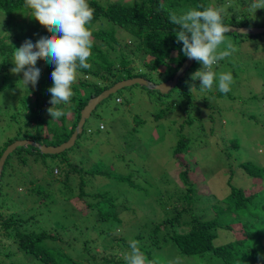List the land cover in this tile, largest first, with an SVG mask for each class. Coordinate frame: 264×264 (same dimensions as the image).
Wrapping results in <instances>:
<instances>
[{"label": "trees", "instance_id": "16d2710c", "mask_svg": "<svg viewBox=\"0 0 264 264\" xmlns=\"http://www.w3.org/2000/svg\"><path fill=\"white\" fill-rule=\"evenodd\" d=\"M226 1L228 4V0ZM88 2L95 9L91 23L93 54L89 59L92 66L90 69H78V82L72 85L74 95L71 102L58 106L63 109H76L78 118L76 122L80 118L81 109L92 97L120 79L145 76L133 74V66L130 62L134 51L154 57L148 63L152 70L157 69L161 64H174V67L169 66L172 70L161 81L171 79L175 75L187 57L181 51L182 42L177 43L174 31L178 29L176 25L170 23L169 12L179 15L190 9L221 7V3L216 5L212 0H88ZM244 3L246 1H243ZM161 4L165 6L164 9H161ZM233 4L232 1L229 9L238 11L234 9ZM30 12L31 10L25 7V0H0V36L8 26L9 18L16 13L29 19L31 24V32L25 34L26 40L35 43L41 37L51 35L47 28L30 16ZM246 12L248 11L244 10V13ZM223 22L228 26L233 25L234 20H229V13L225 12ZM228 34H233L242 41L248 38L246 34L237 32H228ZM4 38H0V116L2 117L0 122L3 123H0V126L12 129L20 123L28 121L32 125L38 121L40 126L44 127L46 124L39 119L36 109L44 107L48 111L50 107H53L49 103L51 93L47 90L53 86L51 73L55 65L47 63L44 59L39 60L36 65L42 68L39 83L25 87L20 81L23 73L17 75L11 72L14 67L12 63L14 50L19 48L20 38L16 36V39L10 43L4 41ZM123 47L130 49L116 56L111 54V51L117 53ZM176 55L182 59L175 63ZM184 77L179 80L177 87L181 86ZM224 95L228 94H219L221 97ZM188 97L186 106L189 110L195 111L196 108L203 107V98L201 104L193 94ZM212 98L211 95L206 97L209 101L210 120H205L210 122L211 126L210 124L207 126L205 121H200V127L197 130L190 119L185 124V128H189L188 131L184 128L179 130V136L174 139L176 143L173 162L178 155L183 154L186 157L185 168L177 169V174L185 187L177 189L176 197L174 192H167V197L164 198L163 193L160 192V196L156 198L163 205H171V211L159 222L148 220L142 226L126 230L119 236L114 231L120 229L119 226L124 223V219L118 210L117 197H110L109 192L106 191L87 192L85 189L87 181L83 180L84 175H81L80 192L74 195V187L68 183L70 174L73 172L85 174L88 170L84 168L80 170L78 165H74V168L67 156L70 149L60 154L63 157L62 162H68V165L74 169L66 170L64 181H59L63 187H66L65 189L59 185L55 187L56 192H54L52 185L57 180L53 182L49 180L46 187L38 184L28 188L26 197L20 193L17 197L18 202L16 198L12 199L6 211L1 208L7 199L6 195H9L8 191L3 192V186L7 184L6 175L10 174L7 170L9 160L16 157L25 166L30 161V155H22L23 151L30 150L32 154L45 155L30 146L18 147L14 151V156L9 155L0 181V264H16L15 260L18 261L17 264H24L18 259L7 262L18 253L30 256L35 264H126L124 256L130 252V240L139 241L141 250L149 260L155 261V264H169V255L163 252L166 251L165 248H174L179 257H194L202 261L183 264H264V166L253 157L256 155V158L262 157L260 155L262 153H258L257 149L262 147L264 150V146L257 138L253 143L255 147H251L235 134L230 138L221 135L219 131L222 126L215 125V116H220L221 112L216 106L211 105ZM258 116L260 117V115L252 114L249 120L241 121L243 134H246L245 131L252 133V129L257 127L256 129L260 131L264 139V121L261 122ZM5 119L7 121L3 122ZM226 120L222 119V122ZM50 129L54 134L57 132L63 134L62 139L57 143H48L54 145L68 140L74 131V128L68 131L67 127L57 129L51 126ZM14 132L12 131V134ZM28 133L26 132L27 135L24 137L9 135L7 142L0 145V158L7 146L15 140L29 137L33 139L35 135ZM218 133L223 143L219 145L220 152L212 159L210 154L217 153V150L210 136L218 135ZM249 136L246 134L244 140ZM249 149H255L257 154L253 155ZM19 151H21L20 155L17 153ZM51 157L57 156L51 155ZM206 160L217 163L216 165L219 166L226 165L229 169L226 176L227 193L221 199L223 203L214 202L212 196L203 195L197 188L198 180L205 176L202 169L203 162ZM46 164V161L42 163L45 172ZM47 173L52 175V170ZM89 173L112 177L111 173L96 166L90 168ZM211 173L212 171L206 173L207 178H210ZM14 174L22 178L25 171L20 170ZM119 180L133 185L130 177L125 179L119 177ZM219 180L221 181V177ZM70 200H83L86 203L81 208L84 213L80 212L78 221L75 213L68 214L66 208H64L66 216L63 210L59 214L72 219L75 231L80 229L83 222H86L85 231H97V228H100L112 236V241L104 242L100 238L96 239L94 234L89 235L86 232L83 245L78 247L77 242L69 243L67 245L71 249L69 252L56 244L57 240H62L60 236L68 231L69 226L62 222V228L53 233L41 222L44 221V216L50 220L58 219L55 218V214V217L49 216L50 210H55L65 202L67 206ZM125 200H129V197ZM93 220L97 224L93 223ZM235 223L241 225L243 236L235 232ZM75 239L77 241V236Z\"/></svg>", "mask_w": 264, "mask_h": 264}, {"label": "rangeland", "instance_id": "374dc122", "mask_svg": "<svg viewBox=\"0 0 264 264\" xmlns=\"http://www.w3.org/2000/svg\"><path fill=\"white\" fill-rule=\"evenodd\" d=\"M212 1L216 5L221 3V7L225 9V12L229 13V20H234L233 26H264V10H252L250 5L253 3V0H228V4L226 0H223L224 2L222 0ZM232 1L234 2V9L238 11L234 12V10L229 9ZM243 1H246V3L243 4ZM244 10L248 12L244 13ZM30 28L29 19L23 17L20 13H16L12 18H9V24L4 29L0 38L5 37L4 41L10 43L18 36L20 38L18 46L20 47L26 41L25 34L31 32ZM27 29L28 31L26 32ZM246 36L248 38L246 37L247 39L244 38L245 40L242 41L237 39L233 34L227 33L225 43L220 46V50H226L227 44L231 43L235 49L231 55L214 66V71L217 73H232L234 83L231 86V91L227 93L228 95L219 96L221 92L215 84L210 91H201L199 89L201 82L199 80H191V75L202 68V65L196 61L192 69L185 74L184 79L181 81V86H178L177 89L174 88L167 94H159L157 91L147 90L139 85L124 87L121 91L112 94L101 102L86 122L84 133L80 134L76 145L68 151L67 156L70 158L73 166L78 165L80 170L85 168L88 171L85 174L73 172L69 176L68 183L74 187V195H78L80 192V182L82 181L81 175H84L83 180L87 181V185L85 186L87 192L106 191L109 192L110 197H117L118 210L121 212L124 223L119 226L120 229L114 231L116 235L119 236L122 232L129 231L134 227L136 229V227L142 226L148 220L159 222L171 211V205H163L156 198L160 196V192L163 193L164 198L167 197V192H174V197H176L177 189L185 187L177 174V169L181 170L185 168L186 157L183 154L178 155L173 162L174 144L176 143L174 139L179 136V130L184 128L185 131H188L189 128H185L188 120L191 119L193 121V127L197 130L200 127V121L210 120L209 101L206 100V97L213 96L211 105L216 106L221 112L220 116H215V125L222 126L220 128L221 131H219L221 135L230 138L235 134L251 147H255L253 143L255 138H257L264 146L263 136L256 129L257 127L252 129V133L245 131L247 135H250L246 140H244L246 134H243L242 130L241 121L243 119L249 120V116L252 114L260 115V117L258 116L260 121H264V33L260 35L246 34ZM129 49V47H123L117 53L111 51V54L116 56L125 53ZM180 58L179 55H176L174 62L180 61L182 59ZM131 59L130 65L133 66V74L145 75L156 82L167 77L172 70L169 66L174 67V64L170 63V65L161 64L157 69L152 70L148 63L154 57L138 51L133 52ZM77 82L78 80L75 83ZM193 83L197 88L191 92L190 85ZM192 94L201 104L203 98L204 104L201 109L196 108L193 111L189 110V107L186 106L188 96L191 97ZM117 98H120V100L118 101ZM64 110L67 115L63 116V118H67V123L70 125L73 120V123L67 128L68 131H71L75 127L74 124L78 118L76 112H74L72 120L68 119V115L76 109L64 108ZM36 111L37 116L43 122L47 120L55 121L44 107L38 108ZM1 119L2 117L0 116ZM222 119L223 121L227 119L226 123L222 122ZM6 121L5 119L3 122ZM35 122L32 125L28 121L23 124L20 123L12 129L11 127L0 126V145L2 146L7 142L12 131H15L12 134L13 137H24L27 135L26 132H29L28 134L33 133L35 135L33 139L43 143H57L62 139V133L43 132L44 127H41L38 121ZM0 123L3 124L2 122ZM194 123H196L195 126ZM205 123L207 126L210 124V122L206 121ZM101 124L104 126V129L100 128ZM51 126L54 125L50 123ZM57 129H60V127ZM89 129L90 131H88ZM220 134L210 136L217 150V153L210 154L212 159L220 152L219 145L223 143ZM249 150L253 155L257 154L255 149ZM257 151L258 153H262L260 154L262 157L256 158L257 155L253 157L259 164L264 166V150L260 147ZM17 153L20 155L21 151ZM14 155L13 152L11 156ZM22 155H30L28 164L24 166L15 157L12 160L10 159L7 165V170H9L10 174L12 171L18 173L20 170H24L25 174L22 178L19 174V177H17L14 172H12L11 176L10 174L6 175L7 178L5 180H7V184H4L3 192L4 190L5 192L8 191L9 195H6L7 199H5V203L1 207L5 211L12 199L16 198L18 202L17 197L20 193L26 197L28 195V188L35 187L38 184L46 187L49 180L51 182L57 180L52 185V190L56 192L55 187L59 185L63 187L59 181H64L65 171L72 169L67 163L60 161L62 157L60 154L58 157L52 158L48 154L44 156L38 153L32 154L29 150L23 151ZM44 160L47 162L45 165L46 172L42 165L45 162ZM216 164L209 160L203 162L204 168L202 170L205 176L198 180L197 188L203 195L212 196L214 202L223 203L221 199L227 193L226 176L229 169L226 165L221 164L219 166ZM56 165L61 170L60 175L54 176V172H52V175L47 173L51 169L54 170ZM95 166L111 173L112 177L101 174H90V168ZM210 171H212L210 178H207L206 173ZM119 177H123L124 179L125 177H130L133 185L127 181L119 180ZM219 177H221V181ZM65 188L63 187V189ZM65 193L67 194V192ZM68 194L70 195V191ZM127 197H129V200H125ZM85 205L86 203L83 200H70L67 206L66 202L62 203L55 210H50L51 214L49 215L50 217L52 215L55 217L56 215L55 218L59 220L54 218V220H50L44 216L45 219L41 222L46 228L51 229L53 233L62 228V222L69 226L67 232H63L62 236L59 235L62 240L55 242L66 252L71 251L67 247L69 243L77 242L76 245L81 247L86 239V232L89 235L94 234L96 239L100 238L104 242L106 240L112 241V236L100 228H97V231H85L86 222H83L80 225V229L75 231L72 219L59 215L61 210L64 213V208H66L68 214L75 213V218L78 221L81 215L80 212L84 213L81 208ZM64 215L66 216L65 213ZM93 223L97 224L94 220ZM234 225L237 235L243 236L241 225L239 223H235ZM75 236H77V241ZM165 250L163 251L164 254H168L170 258L168 261L179 257L178 252L174 248H165ZM180 258L181 264L202 262L194 257ZM15 259L22 261L24 264H35L32 262L33 259L30 256L20 253L16 254V257L8 259L7 262H12ZM14 262L17 264L18 261L15 260Z\"/></svg>", "mask_w": 264, "mask_h": 264}, {"label": "clouds", "instance_id": "9594fccd", "mask_svg": "<svg viewBox=\"0 0 264 264\" xmlns=\"http://www.w3.org/2000/svg\"><path fill=\"white\" fill-rule=\"evenodd\" d=\"M25 7L31 10L30 16L47 28L52 34L41 37L35 43L31 40H26L22 46L15 48L12 60L14 67L11 69V72L17 75L23 73V78L20 81L25 87L29 85L35 86L39 83L42 74V68L36 66L37 62L44 59L47 63L55 65V69L51 73L53 86L47 90L51 93V100L49 103L53 105V107L48 109V113L55 121H44L46 125L43 131L52 133L53 131L50 129V123L54 125V127H60V129H62V127L68 128L73 123L72 116L76 111L68 115V119L72 120L69 125L66 121L67 118H63L67 113L63 108H59L58 106L61 104L67 105L71 102V98L74 95L72 85L77 81L79 75L78 69H90L92 66L89 63V59L93 54V32L91 30V23L94 19L95 9L90 6L88 0H25ZM160 7L161 9L165 8L163 4H161ZM250 8L255 11L264 9V0H253ZM224 14L225 9L223 7L212 6L203 8V10L190 9L179 15L175 12H169L170 23L176 25L178 29L174 31L177 43L182 42L183 44L181 51L187 58L194 59L202 65V68L191 75L192 81L199 80L201 82L199 86L201 91H210L215 84L221 93L227 94L231 91V86L234 83L231 72L217 73L214 71V66L217 65L219 61L225 59L235 51L231 43L227 44L226 50H220V46L225 43L226 34L230 31V25L227 26L223 22ZM121 80L123 79L118 81ZM196 88L194 83L190 85L191 92ZM119 91H121V89ZM117 100L119 101L120 98H117ZM80 118L78 122H76L77 124L74 127V131ZM87 121L88 119L86 122ZM86 122L83 126L82 133L85 131ZM100 128L104 129V126L101 124ZM88 131H90V129ZM79 136L80 134L78 138ZM20 139L34 140L31 138ZM77 140L73 146L76 145ZM37 142L52 146H59L61 144L54 145L41 141ZM30 147L39 151L34 146ZM61 153L48 155H56L58 157ZM62 158L63 157H61L60 160L61 162ZM63 163L68 164V162L64 161ZM57 166L58 165H56V167L54 166L55 168L53 167L54 170L51 169L52 172H54V176H58L61 173V170ZM129 247L130 252L126 253L124 256L126 264H155V261L149 260L146 254L141 250L139 241L130 240ZM169 264H181V258L176 257L174 260L170 261Z\"/></svg>", "mask_w": 264, "mask_h": 264}, {"label": "water", "instance_id": "95a60500", "mask_svg": "<svg viewBox=\"0 0 264 264\" xmlns=\"http://www.w3.org/2000/svg\"><path fill=\"white\" fill-rule=\"evenodd\" d=\"M230 33H241V34H260L264 33V27H236V26H229ZM196 60L187 58L182 63L181 67L176 71L175 75L165 81H153L148 78L142 76L131 77L127 79H123L118 81L110 88L104 90L99 95L92 97L87 105L81 111V118L80 121L69 138V140L61 143L59 146H52L47 144H42L40 142L30 140V139H19L16 140L14 143L10 144L0 158V181L3 174V170L5 167V163L10 154H12L18 147H28L34 146L37 148L41 153L44 154H57L65 151L66 149L71 148L77 138L78 135L83 132V126L87 119L90 118L92 112L97 108V106L107 97H109L112 93H116L120 89L124 87H129L133 85L142 86L148 90L158 91L160 94H167L172 91L174 88L177 87L179 80L184 77V75L191 69V67L195 64Z\"/></svg>", "mask_w": 264, "mask_h": 264}, {"label": "bare ground", "instance_id": "6f19581e", "mask_svg": "<svg viewBox=\"0 0 264 264\" xmlns=\"http://www.w3.org/2000/svg\"><path fill=\"white\" fill-rule=\"evenodd\" d=\"M69 149H70V148H69ZM66 150H67V149H66ZM66 150H65V151H66Z\"/></svg>", "mask_w": 264, "mask_h": 264}]
</instances>
